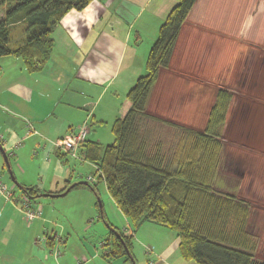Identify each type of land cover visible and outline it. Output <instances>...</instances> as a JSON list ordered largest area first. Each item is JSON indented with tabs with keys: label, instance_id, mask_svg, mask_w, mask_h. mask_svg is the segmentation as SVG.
Wrapping results in <instances>:
<instances>
[{
	"label": "trees",
	"instance_id": "obj_1",
	"mask_svg": "<svg viewBox=\"0 0 264 264\" xmlns=\"http://www.w3.org/2000/svg\"><path fill=\"white\" fill-rule=\"evenodd\" d=\"M92 1L0 0V57L21 58L29 72L42 70L51 58L55 28L70 10H82ZM196 2L177 0L160 25L145 72L127 93L129 103L114 122V141L103 148L86 138L81 153L102 171L100 179L134 227L150 221L175 231L183 259L195 264H264L254 256L256 241L247 227L250 203L215 189L223 150L221 129L231 93L219 89L202 130L166 120L148 109L160 71L168 68ZM151 122L174 127L168 148L160 140L154 141L147 126ZM97 183L80 181L72 188L89 187L97 192ZM21 189L33 203L43 195L36 186ZM111 228L104 243L106 253L132 260L133 235H118Z\"/></svg>",
	"mask_w": 264,
	"mask_h": 264
},
{
	"label": "crops",
	"instance_id": "obj_2",
	"mask_svg": "<svg viewBox=\"0 0 264 264\" xmlns=\"http://www.w3.org/2000/svg\"><path fill=\"white\" fill-rule=\"evenodd\" d=\"M204 1L197 0L183 25L173 56L174 65L188 59L198 60L193 64L201 67L202 62L209 61L202 56L208 53V43L213 42L214 35L212 30L203 28L202 22L208 20L204 13L198 17ZM176 3L177 0H93L84 9H72L63 17L53 32L51 58L42 70L29 72L21 58L0 57V143L18 182L36 186L43 192L34 202L41 210L45 206L39 198H52L53 195L46 194H59L73 182L72 166L54 141L83 124L103 121L120 97L130 91L145 72L160 25ZM211 67L205 65L207 69ZM158 79L156 83L163 77ZM152 95L153 92L149 102ZM87 139L92 140L90 135ZM78 153L83 156L81 148ZM5 171L13 186L5 180ZM0 178L13 191V198L0 193V264H54V254L47 242L40 255L13 254L10 245L13 240L8 236L20 228L18 222L22 221L23 212L20 199L24 193L14 183L1 150ZM104 217L108 225L118 229L106 213ZM33 220L31 225L35 226L36 221L47 222L49 218L41 216ZM54 241L50 240L51 248ZM61 241L67 246L69 240ZM179 243L177 235L161 244L152 243L156 259L148 264H195L182 258ZM105 251L99 256L83 255V258L74 253L68 257L67 251V264L129 263L124 256L112 257Z\"/></svg>",
	"mask_w": 264,
	"mask_h": 264
},
{
	"label": "rangeland",
	"instance_id": "obj_3",
	"mask_svg": "<svg viewBox=\"0 0 264 264\" xmlns=\"http://www.w3.org/2000/svg\"><path fill=\"white\" fill-rule=\"evenodd\" d=\"M200 13L208 19L202 22L203 28L212 30L211 35H214L213 42L208 43V53L202 56L209 61L202 62L201 67L194 65L198 60L188 59L174 65L176 43L168 68L160 71L159 77L163 79L155 84L148 109L166 120L202 130L219 89L231 93L232 101L221 129L223 150L215 189L250 203L247 227L256 241L254 256L264 261V0H205L198 17ZM221 56L225 58L219 60ZM182 63L186 65L181 66ZM205 65L212 67L207 69ZM127 103L126 94L120 97L103 121L96 120L88 125V135L99 141L103 148L114 141V122L124 112ZM147 126L154 141L160 140L163 147L168 148L173 141L174 127L162 122H151ZM60 150L73 169L71 184L95 175L97 192L89 187H77L62 196L39 198L45 209L38 218L46 216L49 220L36 221L35 227L31 225L35 220H28L23 211L22 221L18 222L20 228L8 236L13 240L10 242L13 254L18 257L40 255L47 242L54 254V264H67V251L68 257L73 253L80 258L83 255L99 256L107 248L104 243L112 229L104 219L106 213L107 219L118 228L119 235H133L134 261L129 260L128 264H148L156 259L152 243L161 244L164 240L174 239L175 231L150 221L134 227L116 205L96 166L80 153L74 157ZM4 175L8 184L13 186L7 171ZM50 240H55L52 248ZM61 240H69L67 246Z\"/></svg>",
	"mask_w": 264,
	"mask_h": 264
},
{
	"label": "built area",
	"instance_id": "obj_4",
	"mask_svg": "<svg viewBox=\"0 0 264 264\" xmlns=\"http://www.w3.org/2000/svg\"><path fill=\"white\" fill-rule=\"evenodd\" d=\"M89 129L86 125L79 127L78 129L72 130L68 135L54 141V144L63 151L77 157L78 151L81 145L85 142ZM1 137V136H0ZM99 176L103 173L97 169ZM86 179L90 182H96L95 175H88ZM0 193L5 194L7 198H13V191L9 188L0 178ZM20 204L28 220H32L41 215L40 206H35L34 203L27 195H23L20 199Z\"/></svg>",
	"mask_w": 264,
	"mask_h": 264
},
{
	"label": "water",
	"instance_id": "obj_5",
	"mask_svg": "<svg viewBox=\"0 0 264 264\" xmlns=\"http://www.w3.org/2000/svg\"><path fill=\"white\" fill-rule=\"evenodd\" d=\"M0 150H1L2 154H3V157H4V159H5V163H6L7 169H8V171H9V173L11 174L14 183H15L18 187L22 188L23 185H22L21 183L18 182V180L15 178V176H14V174H13V171H12V169H11V164H10V161H9L8 154L6 153V151H5V149L3 148V146H2L1 143H0ZM72 187H73V184H71L69 187H67L63 192H61V193H59V194H46V195H53V196H56V195H64V194L68 193ZM99 203H100V206H101V214H102V216H103L102 204H101L100 200H99ZM117 234H118V233H117ZM118 235H119V234H118ZM125 248H126L128 254L131 255V253L129 252V250L127 249V247H125ZM131 259H132V261H134V257H133V256L131 257ZM134 264H135V263H134Z\"/></svg>",
	"mask_w": 264,
	"mask_h": 264
}]
</instances>
